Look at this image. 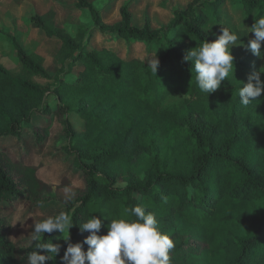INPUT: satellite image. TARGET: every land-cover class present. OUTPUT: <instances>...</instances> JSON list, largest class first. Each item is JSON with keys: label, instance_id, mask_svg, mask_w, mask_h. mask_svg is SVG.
Segmentation results:
<instances>
[{"label": "trees", "instance_id": "1", "mask_svg": "<svg viewBox=\"0 0 264 264\" xmlns=\"http://www.w3.org/2000/svg\"><path fill=\"white\" fill-rule=\"evenodd\" d=\"M25 1L13 0L18 7ZM226 1L194 0L154 28L149 15L143 27L134 25L129 5L120 9V22L109 25L91 0H75L104 36L147 47L160 62L156 75L141 57L126 60L107 48H89L85 27L72 35L49 11L30 18L32 28L61 43L60 73L44 85L36 79L51 80L45 57L13 38L21 70L12 74L0 63V142L22 140L38 117L54 116L62 124L61 150L85 184L62 211L73 218L71 243L89 235L81 226L91 216L102 221L98 235H106L111 219L140 206L173 241L170 264H264V93L247 107L238 95L248 76L264 69L231 53L233 73L208 96L196 84L194 61L184 60L204 41L216 40L206 7L217 10ZM232 2L254 22L264 16V0ZM249 31L236 33L238 42L249 40ZM49 95L57 99L55 108L47 103ZM174 98L183 100L170 104ZM70 113L80 125L70 121ZM42 128L30 129L37 143L46 140ZM142 155L151 167L138 175ZM39 171L38 165L13 160L0 145V206L30 199L36 209L56 200ZM69 185L63 181L61 188ZM12 227L11 215H0V264H28L33 251L46 255L35 243L60 245L59 255L45 264H61L67 248L61 232L14 242Z\"/></svg>", "mask_w": 264, "mask_h": 264}, {"label": "rangeland", "instance_id": "2", "mask_svg": "<svg viewBox=\"0 0 264 264\" xmlns=\"http://www.w3.org/2000/svg\"><path fill=\"white\" fill-rule=\"evenodd\" d=\"M194 0H91L99 10L106 24L114 25L120 22V9L124 5L130 6L134 15V25L143 27L147 15L151 18L154 28L167 25L173 14L178 9H184ZM129 3V4H128ZM210 11L208 28L215 38L222 34L221 28H227L230 32L238 33L249 29L254 25L251 15L246 13L232 0L214 10L210 5L206 7ZM54 11L57 17V25L65 28L76 35L80 27H85L88 34L86 45L93 48H107L126 60L141 57L149 62L154 59L147 47L142 44L129 46L125 41H117L112 36H104L93 25L90 14L86 11H79L75 8V0H26L22 6L15 5L13 0H0V63L12 74H18L21 70V62L14 49L13 38L29 52H37L45 57V67L51 75V80L36 79L38 83H53L59 75L62 64L57 58L61 49V43L57 40L48 39L44 34L32 28L30 18L32 15H45ZM250 30V29H249ZM250 32V31H249ZM89 34H92V39ZM254 37L250 32L249 40ZM238 42L230 51L244 63H254L257 68L264 69V42H262L261 56H254L247 48L248 41ZM182 98H174L170 104L180 103ZM47 103L54 107L57 99L49 95ZM70 121L80 125L78 116L74 113L69 115ZM36 127H43L46 140L37 143L32 130ZM25 136L22 140H2L0 145L6 147L13 160H20L30 165L40 166L39 177L53 187V195L56 197L52 203L32 209L30 199L16 202L12 205L0 206V215H11L12 230L9 239L14 242L22 241L34 232V224L49 217L61 213L65 205L85 188L83 175L73 166V159L61 150L65 144L63 137V126L59 120L52 116L35 119L32 125L26 127ZM151 167V160L148 155H142L136 163L135 172L143 174ZM63 181H69L66 192L61 188Z\"/></svg>", "mask_w": 264, "mask_h": 264}, {"label": "clouds", "instance_id": "3", "mask_svg": "<svg viewBox=\"0 0 264 264\" xmlns=\"http://www.w3.org/2000/svg\"><path fill=\"white\" fill-rule=\"evenodd\" d=\"M254 37L248 41L247 48L254 56H261L264 42V16L256 20L249 28ZM221 33L214 42L204 41L199 47L188 52L185 61H194L195 81L202 93L208 96L216 92L222 81L234 71V57L230 49L237 45L239 37L227 28H221ZM159 60L155 57L148 62L147 67L156 75ZM264 72H253L248 76L247 83L239 88L240 103L247 107L264 93ZM126 187V185H119ZM65 191H70L65 188ZM106 235H98L102 221L91 216L81 226L82 232L89 235L75 244L70 242L69 230L74 226L73 218L67 212H61L55 217H49L34 224L32 241H38L42 234L59 231L67 243V248L61 257V264H170V251L174 243L170 237L161 233L153 214L145 212L140 206L126 208L122 218L111 219ZM88 246L87 251L83 250ZM60 245L53 243H35L37 250H45L46 255L33 251L28 254V264H45L60 253Z\"/></svg>", "mask_w": 264, "mask_h": 264}]
</instances>
